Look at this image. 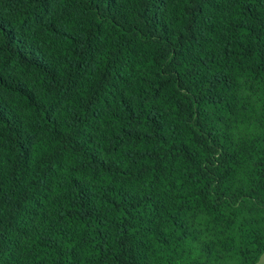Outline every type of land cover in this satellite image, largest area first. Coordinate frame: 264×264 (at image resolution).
I'll return each mask as SVG.
<instances>
[{
  "label": "trees",
  "instance_id": "obj_1",
  "mask_svg": "<svg viewBox=\"0 0 264 264\" xmlns=\"http://www.w3.org/2000/svg\"><path fill=\"white\" fill-rule=\"evenodd\" d=\"M0 264H257L264 0H0Z\"/></svg>",
  "mask_w": 264,
  "mask_h": 264
},
{
  "label": "rangeland",
  "instance_id": "obj_2",
  "mask_svg": "<svg viewBox=\"0 0 264 264\" xmlns=\"http://www.w3.org/2000/svg\"><path fill=\"white\" fill-rule=\"evenodd\" d=\"M258 264H264V256L261 257L260 261L258 262Z\"/></svg>",
  "mask_w": 264,
  "mask_h": 264
},
{
  "label": "crops",
  "instance_id": "obj_3",
  "mask_svg": "<svg viewBox=\"0 0 264 264\" xmlns=\"http://www.w3.org/2000/svg\"><path fill=\"white\" fill-rule=\"evenodd\" d=\"M262 256H264V255H262ZM262 256H261V257H262ZM260 259H261V258H260ZM259 261H260V260H259ZM257 264H258V263H257Z\"/></svg>",
  "mask_w": 264,
  "mask_h": 264
},
{
  "label": "snow or ice",
  "instance_id": "obj_4",
  "mask_svg": "<svg viewBox=\"0 0 264 264\" xmlns=\"http://www.w3.org/2000/svg\"><path fill=\"white\" fill-rule=\"evenodd\" d=\"M0 30H2V29H0Z\"/></svg>",
  "mask_w": 264,
  "mask_h": 264
}]
</instances>
